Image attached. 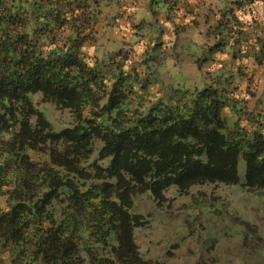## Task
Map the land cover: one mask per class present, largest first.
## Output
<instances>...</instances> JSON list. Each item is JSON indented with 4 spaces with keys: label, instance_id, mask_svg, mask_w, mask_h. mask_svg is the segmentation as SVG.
Segmentation results:
<instances>
[{
    "label": "trees",
    "instance_id": "1",
    "mask_svg": "<svg viewBox=\"0 0 264 264\" xmlns=\"http://www.w3.org/2000/svg\"><path fill=\"white\" fill-rule=\"evenodd\" d=\"M90 4L0 0V255L9 264H162L142 257L134 239L145 223L131 212L136 194L149 190L161 203L170 186L184 194L234 184L240 157L244 185L264 188V129L229 126L224 80L175 88L169 101L140 109L145 80L124 72V60L108 71L81 52L92 40ZM35 93L74 124L54 130Z\"/></svg>",
    "mask_w": 264,
    "mask_h": 264
},
{
    "label": "rangeland",
    "instance_id": "2",
    "mask_svg": "<svg viewBox=\"0 0 264 264\" xmlns=\"http://www.w3.org/2000/svg\"><path fill=\"white\" fill-rule=\"evenodd\" d=\"M89 1L92 8L98 4L96 18L92 40L81 52L108 71L112 62L124 60V72L137 74L135 82L145 80L134 102L140 109L169 101L175 88L201 89L220 79L232 104L223 110L229 126L264 129L262 0ZM234 40L242 44L231 46ZM31 99L56 131L76 121L69 110L43 101L41 93ZM100 145L95 142L85 168L97 159ZM244 175L240 157L234 184L193 185L184 194L170 186L161 203L149 190L136 194L131 212L145 220L134 231L142 257L162 264H264V188L248 189ZM0 264H9L5 253Z\"/></svg>",
    "mask_w": 264,
    "mask_h": 264
}]
</instances>
